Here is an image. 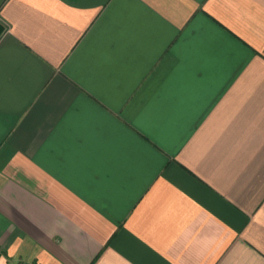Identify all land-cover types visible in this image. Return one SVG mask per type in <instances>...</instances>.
<instances>
[{"label":"crops","instance_id":"1","mask_svg":"<svg viewBox=\"0 0 264 264\" xmlns=\"http://www.w3.org/2000/svg\"><path fill=\"white\" fill-rule=\"evenodd\" d=\"M0 264H264V0H0Z\"/></svg>","mask_w":264,"mask_h":264}]
</instances>
